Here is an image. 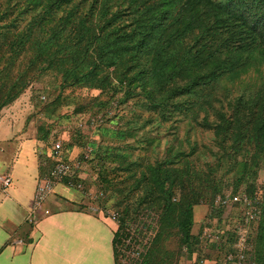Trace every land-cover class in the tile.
<instances>
[{
  "label": "trees",
  "instance_id": "obj_1",
  "mask_svg": "<svg viewBox=\"0 0 264 264\" xmlns=\"http://www.w3.org/2000/svg\"><path fill=\"white\" fill-rule=\"evenodd\" d=\"M252 53L264 58V0H0V109L47 71L60 76L62 87L99 90L109 88L113 74L127 89L138 87L163 119L211 128L218 159L250 144L252 158L264 157V86L232 98L220 83ZM188 153L176 151L146 166L145 207L158 211L155 240L175 229L191 254L198 242L189 234L191 209L202 198L195 183L200 174L208 178L190 167ZM245 192L260 198L250 256L264 264V180ZM225 193L236 191L213 194L209 208L215 195ZM212 247L220 254L225 246Z\"/></svg>",
  "mask_w": 264,
  "mask_h": 264
},
{
  "label": "rangeland",
  "instance_id": "obj_2",
  "mask_svg": "<svg viewBox=\"0 0 264 264\" xmlns=\"http://www.w3.org/2000/svg\"><path fill=\"white\" fill-rule=\"evenodd\" d=\"M111 81L109 88L99 90L83 85L62 87L60 76L51 71L35 76L18 97L0 109V137L8 133L12 125L11 131L18 129L38 139L39 153L48 163H44V172L50 167L51 159L47 155L53 140L60 141L65 158H81L86 153L87 158L81 162L82 184L89 191L101 189L104 197L99 204L116 212L124 222L140 212L158 213L145 207L146 198L150 199L145 197L149 186L145 182L146 166L161 162L176 151L187 154L192 148V153L185 158L191 168L204 171L208 178L202 179L200 174L195 183L202 194L201 201L194 207V212L200 214L199 221H193L191 209L189 234L198 239L192 245L195 250L188 254L181 243V234L174 229L155 240L149 261H153L152 264H198V259L206 258L205 264H222L223 252L219 254L212 242L199 239L209 213L208 200L218 192L246 191L260 185L264 180V157L258 154L252 158L248 152L253 151L250 144L246 151L243 147L236 148L218 159L219 146L215 144L211 128L176 116L163 119L150 109L138 87L127 89L124 83L118 84L113 74ZM220 83L229 87L232 98L254 92L264 86V58L252 53L237 74L226 76ZM202 115V111L198 112V120ZM214 117L209 114L208 120ZM5 122L9 123L8 127ZM24 147L29 159L35 157L32 145L25 143ZM245 161V166L240 165ZM180 164L173 163L177 167ZM171 190L178 198L177 185ZM152 192L151 196L155 195L156 191ZM208 222L210 229L222 226L215 217ZM224 246L225 251L227 245Z\"/></svg>",
  "mask_w": 264,
  "mask_h": 264
},
{
  "label": "crops",
  "instance_id": "obj_3",
  "mask_svg": "<svg viewBox=\"0 0 264 264\" xmlns=\"http://www.w3.org/2000/svg\"><path fill=\"white\" fill-rule=\"evenodd\" d=\"M11 129L0 137V172L10 176L9 185L0 188V264H115L114 222L87 212L81 193L63 183L49 195L51 213L34 225L24 222L47 160L39 153L38 139ZM25 143L32 145L35 157L29 159ZM195 206L194 222L200 219Z\"/></svg>",
  "mask_w": 264,
  "mask_h": 264
},
{
  "label": "built area",
  "instance_id": "obj_4",
  "mask_svg": "<svg viewBox=\"0 0 264 264\" xmlns=\"http://www.w3.org/2000/svg\"><path fill=\"white\" fill-rule=\"evenodd\" d=\"M47 155L51 159L50 167L40 174L34 184L30 206L24 216V222L34 225L38 218L51 213L47 205L49 195L55 186L63 183L73 188L84 197V209L94 215L112 220L113 250L115 264H152L149 256L153 252L157 231L158 213L140 212L136 217L124 222L116 212L108 211L99 204L104 197L101 189L89 191L81 182V162L87 158L83 153L81 158H65L61 153V143L53 140ZM10 183L8 173L0 174V188L5 189ZM220 211L219 216H211L210 208ZM208 207L206 225L202 228L199 239L212 242L214 246L227 245L222 251V264H254L251 259L252 229L260 216V198L257 195L248 196L245 191L215 195ZM220 219L221 227L208 228V220ZM226 219V221H225ZM225 221V222H224ZM14 242H20L15 240ZM206 258L197 260L198 264H205Z\"/></svg>",
  "mask_w": 264,
  "mask_h": 264
}]
</instances>
